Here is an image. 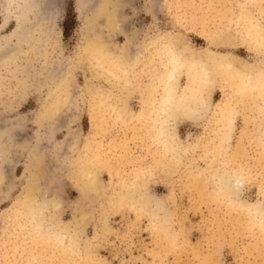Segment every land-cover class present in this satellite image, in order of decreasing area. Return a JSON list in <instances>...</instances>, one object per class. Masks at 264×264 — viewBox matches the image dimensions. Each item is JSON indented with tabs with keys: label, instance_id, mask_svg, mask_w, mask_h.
Instances as JSON below:
<instances>
[{
	"label": "rangeland",
	"instance_id": "374dc122",
	"mask_svg": "<svg viewBox=\"0 0 264 264\" xmlns=\"http://www.w3.org/2000/svg\"><path fill=\"white\" fill-rule=\"evenodd\" d=\"M260 32L264 0H0V264H264Z\"/></svg>",
	"mask_w": 264,
	"mask_h": 264
},
{
	"label": "bare ground",
	"instance_id": "6f19581e",
	"mask_svg": "<svg viewBox=\"0 0 264 264\" xmlns=\"http://www.w3.org/2000/svg\"><path fill=\"white\" fill-rule=\"evenodd\" d=\"M255 32H256V31H255ZM259 38H260V41L262 40V42H264V32H260V34H259ZM255 41H256V40H255ZM169 42H170V41H169ZM258 44L261 45L260 43H258ZM168 47H169V46H168ZM208 55L211 56V57L214 56V55L211 54V53H210V54L208 53ZM215 56H217V55H215ZM218 56H219V55H218ZM206 57H207V56H206ZM229 57H230V56L220 55V58H219V57H218V58H219L221 61H223V60H225V59H226V60H229ZM233 59H234V58H233ZM216 60H217V59H216ZM226 60H225V61H226ZM173 63H174V62H173ZM175 63H177V62H175ZM225 64H226V63H225ZM217 65H218V64H216V66H217ZM220 65H221V64H220ZM221 67H222V66H221ZM226 67H227V66H226ZM206 69H207V68H206ZM226 69H227V68H226ZM262 70H264V66H263V69H262ZM259 71H260V70H259ZM243 72H244V71H243ZM262 72H263V71H262ZM263 73H264V72H263ZM247 74H248V72H247ZM257 74H259V73H257ZM169 76H170V75H169ZM169 76H168V77H169ZM171 77L173 78L172 75H171ZM252 77H253V76H252ZM169 79H170V78H169ZM173 86H174V85H173ZM191 86H192V85H191ZM170 87H171V86H170ZM168 91H169V90H168ZM168 94H169V93H168ZM167 96H168V95H167ZM172 96H173V95H172ZM165 98H166V97H165ZM166 100H167V99H166ZM228 180H229V179H228ZM225 182H226V181H225ZM227 182H228V181H227ZM261 210H262V209H261ZM261 210H260V212H261ZM256 212H257V211H256ZM258 213H259V212H258ZM258 213H257V214H258Z\"/></svg>",
	"mask_w": 264,
	"mask_h": 264
}]
</instances>
